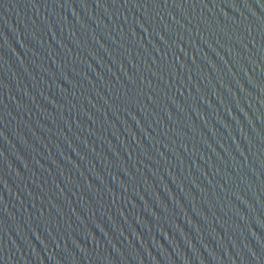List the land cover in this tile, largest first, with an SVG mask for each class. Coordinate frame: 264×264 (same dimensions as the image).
I'll return each instance as SVG.
<instances>
[{"label":"water","instance_id":"95a60500","mask_svg":"<svg viewBox=\"0 0 264 264\" xmlns=\"http://www.w3.org/2000/svg\"><path fill=\"white\" fill-rule=\"evenodd\" d=\"M0 264H264V0H0Z\"/></svg>","mask_w":264,"mask_h":264}]
</instances>
